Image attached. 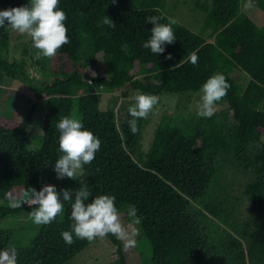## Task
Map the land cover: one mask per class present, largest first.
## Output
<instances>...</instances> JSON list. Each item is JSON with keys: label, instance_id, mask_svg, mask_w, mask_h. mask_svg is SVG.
I'll list each match as a JSON object with an SVG mask.
<instances>
[{"label": "trees", "instance_id": "trees-1", "mask_svg": "<svg viewBox=\"0 0 264 264\" xmlns=\"http://www.w3.org/2000/svg\"><path fill=\"white\" fill-rule=\"evenodd\" d=\"M242 1L194 0L206 14L202 29L207 33L202 35L170 18L166 0H60L70 42L50 58L54 79L45 85L32 79L25 60L10 59V26L5 21L0 27V106L6 79L18 80L36 99H46V113L38 150L28 147L34 135L30 130L0 114V199L10 201L25 189L39 192L50 185L55 162L63 155L56 125L64 117L75 118L101 141L95 159L84 166L92 193L85 204L111 195L124 216L134 205L137 216L143 217L137 227L150 242L153 264H264V25L258 27L241 12ZM28 3L0 0V11ZM256 3L264 10V0ZM105 16L115 28L104 23ZM151 16L162 17L161 24L175 21L171 26L176 40L164 45L160 54L143 47L154 27L146 22ZM100 53L105 75H92ZM193 53L199 57L196 65L190 63ZM168 54L172 59H165ZM216 73L224 74L230 84L228 95L217 102L229 110L205 118L192 133L162 120L143 157V119H137L133 135L130 106L121 102L116 108L100 109L104 92L121 90L123 98L196 92ZM229 116L233 126H227ZM227 152H234L250 175L245 194L254 210L241 232L245 243L218 232L220 227L196 206L214 215L220 210L202 200L214 179L215 160ZM79 187L80 181L68 179L63 189L73 190L74 200ZM73 202L64 201L63 212L42 225L29 246L15 248L17 264H65L94 242L73 234L75 242L68 246L62 239L63 232L72 231ZM35 208L31 203L20 208L0 204V223ZM13 235L12 229L0 227V250L12 247ZM107 238L120 263L126 264L122 241L111 234Z\"/></svg>", "mask_w": 264, "mask_h": 264}, {"label": "rangeland", "instance_id": "rangeland-1", "mask_svg": "<svg viewBox=\"0 0 264 264\" xmlns=\"http://www.w3.org/2000/svg\"><path fill=\"white\" fill-rule=\"evenodd\" d=\"M166 2V14L170 18L175 19L194 32L202 35L207 33L202 29L206 14L195 7L194 0H166ZM248 5H251V7H248ZM241 12L250 17L258 27L264 25V10L258 6L256 0H243ZM10 37V59L25 60L26 68L36 83L45 85L52 81L54 78L51 75L50 58L42 57L38 59L36 57L37 50L33 47L30 37L15 32L11 27ZM93 73L96 76L105 75V64L101 53L98 55V62L93 69ZM4 86L6 92H4V99L0 106V114L18 121L22 127L30 130L34 135L28 142V147L38 150L41 146L46 99H36L30 89L18 80L6 79ZM201 96L202 91L199 90L177 94L165 93L158 97V104L154 106L147 119H143L144 126L140 142L141 157L148 152L156 129L162 120L169 119L173 124L182 127L188 133H192L200 127L202 120L205 119L197 115ZM134 98L135 96L131 98L121 97V90L111 93L104 92L102 93L100 109L116 108L121 102L133 106L135 104ZM216 107L217 111L213 116H219V113L228 109L227 105L222 104H217ZM229 113L231 112L229 111ZM220 120H224V118L220 117ZM226 123L227 126H233L235 121L232 116H229ZM262 142H264V137ZM214 169V179L209 193L202 200V203L217 206L220 210H217V215H214L201 205L197 204L196 206L202 210L206 219H212L220 227L218 232L226 231L245 243V240L241 237V232L244 230L246 219L254 210L245 194V185L250 180L249 170L244 168V163L235 157L234 152L219 154L214 162ZM67 180L68 178L57 179V176H55L50 185H54L57 192H59L60 189L64 188V183ZM10 201L0 199V204L9 206ZM119 212L122 222L128 225L131 222L130 218L124 216L123 209ZM28 217V213L22 212L8 216L0 223L2 229H12L14 231L10 242V245L14 248L29 246L42 226L34 224ZM136 241L135 247L130 249L124 247L126 264H153L149 240L139 234ZM119 258L120 255L117 253L114 244L106 237L105 239L98 238L65 264H121Z\"/></svg>", "mask_w": 264, "mask_h": 264}, {"label": "clouds", "instance_id": "clouds-1", "mask_svg": "<svg viewBox=\"0 0 264 264\" xmlns=\"http://www.w3.org/2000/svg\"><path fill=\"white\" fill-rule=\"evenodd\" d=\"M60 0H30V4L13 7L0 11V27L5 25L12 30L30 37L33 47L37 50L36 57L52 58L58 50L68 44V28L65 25L67 15L59 9ZM115 3V0H112ZM251 7V5H248ZM160 16L148 17L146 22L154 27L151 29V38L143 44L153 54L165 51L164 45L172 44L176 40L171 21L161 24ZM104 23L115 28L116 25L105 16ZM165 59H172L168 54ZM199 57L193 53L190 63L196 65ZM95 75V73H92ZM230 84L224 74L216 73L202 85L201 103L198 105L197 115L211 118L217 111V102L228 95ZM135 104L128 108L132 117L128 121L132 134L138 131L137 119H147L159 98L156 95L138 94ZM59 130V150L63 155L55 162L54 172L57 179L68 178L80 181V187L75 190V199H72L73 190L57 189L54 185H45L37 192L34 188L25 189L19 198L11 199L9 207L20 208L22 204L35 205L34 211L29 213V219L36 225L51 224L64 210V201H74L71 204L72 231L63 232L62 239L71 246L77 239L87 240L89 243L105 239L109 234L124 243L125 249L135 247L136 237L140 234L139 226L143 217H138V209L133 205L127 209V216L131 222L125 225L121 220L120 212L115 206V197L99 195L85 204L92 195L85 180L84 166L90 164L100 151L101 141L90 131L85 130L82 122L75 118H62L56 125ZM0 264H17V250L10 247L0 250Z\"/></svg>", "mask_w": 264, "mask_h": 264}]
</instances>
